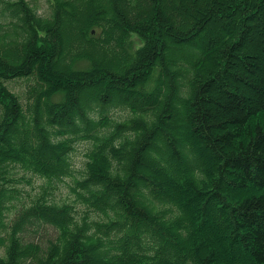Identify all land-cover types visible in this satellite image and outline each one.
<instances>
[{
	"label": "trees",
	"instance_id": "trees-1",
	"mask_svg": "<svg viewBox=\"0 0 264 264\" xmlns=\"http://www.w3.org/2000/svg\"><path fill=\"white\" fill-rule=\"evenodd\" d=\"M47 1L0 0V264H264V0Z\"/></svg>",
	"mask_w": 264,
	"mask_h": 264
},
{
	"label": "rangeland",
	"instance_id": "rangeland-1",
	"mask_svg": "<svg viewBox=\"0 0 264 264\" xmlns=\"http://www.w3.org/2000/svg\"><path fill=\"white\" fill-rule=\"evenodd\" d=\"M29 2V4L31 5V7L35 8L37 10V13H39L42 16H48L50 13V8H49V4L47 3V0H27ZM132 41L136 43V47L141 46V43L138 42V40H140V38L138 37V35L136 34H132L131 35ZM52 43V42H49ZM174 57L176 55H173ZM32 83H33V79L32 76L29 77H17V78H13V79H9V81L6 83L10 92H12V94L16 97V99L18 100V102H20L22 104V107L25 109L26 107V89L27 87H32ZM60 98H56L53 99L54 101H58ZM110 112H105L109 118H113V119H124L125 115L127 114L126 112H121L118 111L116 108H114V106H110ZM178 110H181V104H179L176 108H175V116H174V124H168L169 128H168V133H171V135L174 137V139H176V142H178L180 140V121H183V114H181V116L179 117L178 115ZM24 115L26 116V113H24ZM153 120V118H151V121ZM172 120V121H174ZM184 136V134H183ZM167 143L169 142L168 140H166ZM158 146L156 145V151L157 153H160L162 151V146L164 145L163 140L160 138L159 142L157 143ZM89 147V142L86 140H79L75 142L74 145V151L70 154V161L72 163L73 166V170L75 173V178H81V174H82V169L84 168V162L86 161L85 158V154L87 152V149ZM151 157H153V154H150ZM44 159V158H43ZM147 163V168H152V165L149 161H146ZM33 173L26 174V177H32L30 184L28 185L26 182L21 181L18 184H16L15 186L21 191L20 193V198L21 200H24L25 202H28L30 199H34L40 192V185L44 182L42 179H39L37 176L32 175ZM22 176V173L19 174V177ZM70 186H74V181L73 179L70 178H66L64 179V181L62 183L57 182L54 184V190H49V194L48 195H52L51 198H55L56 200H61V199H65L68 202L72 201L74 199V195L70 192L69 187ZM76 210H77V216H81L82 212L85 211V207L80 205V204H76ZM11 216H13V212H9L8 213V218H10ZM89 216L92 219H89L91 221H97L99 220V217L96 214H93L91 212H89ZM42 229H39L36 235H30L27 236L26 239L27 240H38V241H42L44 239V237L46 236L45 234V230H43L42 232L40 231ZM2 249H0V255H2ZM113 258V257H111Z\"/></svg>",
	"mask_w": 264,
	"mask_h": 264
}]
</instances>
